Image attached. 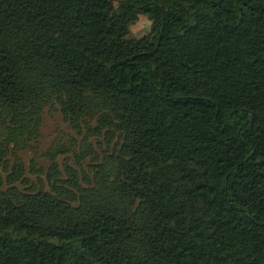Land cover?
Wrapping results in <instances>:
<instances>
[{
    "label": "trees",
    "instance_id": "trees-1",
    "mask_svg": "<svg viewBox=\"0 0 264 264\" xmlns=\"http://www.w3.org/2000/svg\"><path fill=\"white\" fill-rule=\"evenodd\" d=\"M0 264H264V0H0Z\"/></svg>",
    "mask_w": 264,
    "mask_h": 264
},
{
    "label": "rangeland",
    "instance_id": "rangeland-1",
    "mask_svg": "<svg viewBox=\"0 0 264 264\" xmlns=\"http://www.w3.org/2000/svg\"><path fill=\"white\" fill-rule=\"evenodd\" d=\"M151 26L152 23L148 19V17L140 16L139 20L131 27L130 37H143L151 30ZM74 138V133L63 118L59 109L56 107H49L46 110L44 116V124L42 129V136L38 146V153H46L48 150L56 146H71L72 143H74ZM23 158L28 171H30L31 161L34 158V154L27 153L23 156ZM59 161L62 163L64 161V157H61Z\"/></svg>",
    "mask_w": 264,
    "mask_h": 264
}]
</instances>
